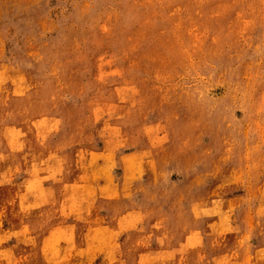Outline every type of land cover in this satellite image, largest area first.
Returning <instances> with one entry per match:
<instances>
[{
    "label": "rangeland",
    "instance_id": "1",
    "mask_svg": "<svg viewBox=\"0 0 264 264\" xmlns=\"http://www.w3.org/2000/svg\"><path fill=\"white\" fill-rule=\"evenodd\" d=\"M0 264H264V0H0Z\"/></svg>",
    "mask_w": 264,
    "mask_h": 264
},
{
    "label": "bare ground",
    "instance_id": "2",
    "mask_svg": "<svg viewBox=\"0 0 264 264\" xmlns=\"http://www.w3.org/2000/svg\"><path fill=\"white\" fill-rule=\"evenodd\" d=\"M55 255V254H54ZM58 262V261H57Z\"/></svg>",
    "mask_w": 264,
    "mask_h": 264
}]
</instances>
